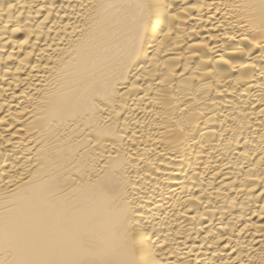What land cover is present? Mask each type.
<instances>
[{"label":"bare ground","instance_id":"6f19581e","mask_svg":"<svg viewBox=\"0 0 264 264\" xmlns=\"http://www.w3.org/2000/svg\"><path fill=\"white\" fill-rule=\"evenodd\" d=\"M0 264H264V0H0Z\"/></svg>","mask_w":264,"mask_h":264}]
</instances>
